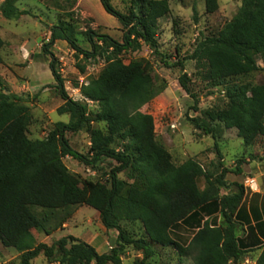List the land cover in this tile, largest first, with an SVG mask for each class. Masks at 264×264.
<instances>
[{"label":"trees","instance_id":"trees-1","mask_svg":"<svg viewBox=\"0 0 264 264\" xmlns=\"http://www.w3.org/2000/svg\"><path fill=\"white\" fill-rule=\"evenodd\" d=\"M20 1L4 0L1 16L16 20L27 15L18 9ZM99 2L120 24L121 42L86 31L83 36L91 51H85L77 43L73 22L60 21L50 28V42L44 45L47 52L56 42H65L85 62L97 57L104 61L98 77L79 87L81 96L97 105L96 113L90 114L87 103L68 97L54 59L49 69L63 102L57 113L68 115L69 121L55 123L46 138L31 140L28 107L0 84V245L18 253V264H33L40 255L57 264H122L121 256L128 247L142 255L134 264H153L157 250L169 248L193 264H237L246 252L262 249L257 264H264V243H250L238 235L237 217L244 211L242 182L250 173L249 162L238 160L232 171L224 168L215 179L218 188L197 162L176 165L156 140L153 118L140 112L160 93L149 64H125L120 58L143 46L159 54L158 21L169 13L167 1L131 0L126 14L113 8L109 0ZM205 7L207 13H214L217 0H205ZM2 47L0 37V51ZM187 60L196 63L202 82L224 88L223 107L205 111L207 122L189 119L194 129L213 138L219 136L220 126L234 130L246 148L264 139V83L234 82L264 72V0H242L236 16L216 34L200 35ZM177 66L182 71L179 86L193 100L191 111L198 113L190 78L181 62ZM92 124H103L105 129L91 128ZM81 131L90 137L86 156L74 151L66 138L67 133ZM117 142L122 149L113 148ZM64 157L86 167H95L102 160H111L115 166L110 167L108 181L93 182L70 173ZM227 175L233 181L227 182ZM200 179L208 184L204 191L198 188ZM229 185L235 192L218 197V189ZM83 206L97 212L106 231L116 232L111 250L98 254L72 236L51 245L39 242L38 235L50 236L62 229L76 208ZM215 215L222 223H217ZM123 223L139 224L141 236L133 238ZM184 225L192 228L189 238L175 234Z\"/></svg>","mask_w":264,"mask_h":264},{"label":"rangeland","instance_id":"rangeland-1","mask_svg":"<svg viewBox=\"0 0 264 264\" xmlns=\"http://www.w3.org/2000/svg\"><path fill=\"white\" fill-rule=\"evenodd\" d=\"M109 1L113 8L125 14L131 4V0ZM166 1L169 13L158 21L156 38L159 54L143 46L139 51L122 53L120 56L125 64L131 61L148 63L155 89L160 92L142 107L140 112L153 118L156 140L167 149L176 165L187 160L195 161L215 184V179L220 176L224 168L232 171L236 162L244 159L251 167L250 173L242 182L244 189L264 197V139L246 148L234 130H225L220 126L219 136L213 138L211 135H203L201 130H195L189 121L194 118L207 122L203 113L212 108H222L225 98L224 88L211 87L207 82L200 80L196 63L187 60V57L193 53L201 34L204 36L216 34L236 16L242 0H217L218 8L211 14L206 12L205 0ZM3 2L4 0H0V7ZM17 7L28 14L16 20H5L0 13V37L3 41L0 51V84L7 94L21 98L22 104L28 107L31 115L28 138L42 140L53 129L55 123L66 124L69 121L68 115L57 113L63 102L54 89L56 83L49 69L50 62L56 60V70L64 81V89L68 97L74 101L87 103L88 111L92 115L97 112V105L86 101L81 96L79 87L96 79L105 66L104 61L98 57L86 62L81 56L77 58L75 52L64 42H56L45 52L44 45L50 42V28L60 21L73 22L77 43L85 51H91V46L84 39V32L95 31L121 42L123 30L116 19L105 13L99 0L43 2L22 0L17 3ZM180 62L183 64V72L190 78V89L198 99V113L191 111L193 100L179 86L178 78L182 71L177 65ZM258 64L262 66L261 62ZM81 67L84 68L82 73ZM234 82L261 85L264 83V72L260 71L248 79L234 80ZM91 128L105 129L103 124H92ZM66 138L74 151L84 156L88 154L90 137L87 131L67 133ZM113 148L120 150L122 144L117 142ZM62 161L70 173L83 180L102 183L108 181L110 167L115 166L111 160H102L95 167H86L70 157H64ZM119 178L125 179L124 174H120ZM249 180L253 182L255 189L253 191L247 186ZM215 187L218 188L216 184ZM198 188L201 191L208 188L204 179L198 181ZM234 192L235 188L229 185L220 187L216 194L218 197H224ZM95 213L96 211L89 207H81L68 221L67 231L53 234L48 239L38 235L39 242L51 245L57 241L55 239L68 233L75 237L86 233H102L101 239L105 242L103 237H107L113 246L116 235L111 238V235L106 233L116 234V232L102 228L99 218L94 216ZM214 217L218 224L222 223L219 215ZM122 227L127 233H133L135 239L141 236L139 224L123 223ZM241 231L240 228L238 235ZM189 237L190 235L184 236V238ZM261 252L262 249L248 251L242 255L237 264H257ZM135 253L131 247H128L121 256L122 264H134V261L140 259ZM17 256L15 250H6L0 245V264H18ZM151 262L193 264L191 259L181 258L171 248L158 249L157 255ZM32 263L57 264L46 260L43 255Z\"/></svg>","mask_w":264,"mask_h":264},{"label":"crops","instance_id":"crops-1","mask_svg":"<svg viewBox=\"0 0 264 264\" xmlns=\"http://www.w3.org/2000/svg\"><path fill=\"white\" fill-rule=\"evenodd\" d=\"M249 168H251L250 165H249ZM227 176L228 177H226V180L230 181L232 179V176L231 177H230V175H227ZM246 177H245V179H246ZM244 192H245V194H244V199H243V203H242V207L244 208V211L237 217V222L240 224L239 229L241 228V230H242L240 232L239 237L247 239L248 242H250V243H254L258 240L261 242H264V197L259 196V194L255 193V192L250 193V192H248V190H245V189H244ZM80 208L81 207H79L78 209H76L74 211L73 216L78 213V210ZM94 216L99 218L97 212L95 213ZM216 216H218V215H216ZM219 220H220V218H219ZM68 229H69L68 222H66L63 225L62 229H59L58 231H56L53 234H58V233L67 231ZM101 232H104V231H101ZM191 233H192V228L190 226L184 225L175 234H177L179 237L184 238V236H188V235L191 236ZM100 234H102V233H86V234H83L81 236L75 237L71 233H68L66 236H61L60 238L55 239V240H59L63 237H67V236H72V237L92 246L98 252V254H105L108 252V249L110 247H112V243L107 240V237H103V238H105V242H104V240L101 239L102 237ZM106 234H110L111 238H114V236L116 235L115 233H106ZM52 235H50V236L41 235V236L48 239V238H51ZM103 236H105V235H103ZM41 239H43V238H41ZM100 240L102 242H99ZM41 243H43V242H41ZM135 254L138 256V258L142 257L141 253H139V252H136Z\"/></svg>","mask_w":264,"mask_h":264},{"label":"built area","instance_id":"built-area-1","mask_svg":"<svg viewBox=\"0 0 264 264\" xmlns=\"http://www.w3.org/2000/svg\"><path fill=\"white\" fill-rule=\"evenodd\" d=\"M247 184L246 185L248 186V188H250L251 191L255 190V189H253V182L251 180H249V182ZM111 248L112 247H110L108 250H111Z\"/></svg>","mask_w":264,"mask_h":264}]
</instances>
